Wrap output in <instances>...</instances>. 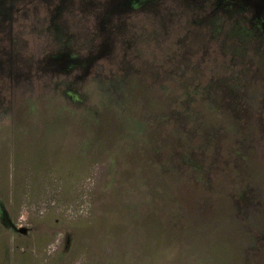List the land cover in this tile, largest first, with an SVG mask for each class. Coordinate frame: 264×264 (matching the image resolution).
I'll return each mask as SVG.
<instances>
[{
	"label": "rangeland",
	"instance_id": "obj_1",
	"mask_svg": "<svg viewBox=\"0 0 264 264\" xmlns=\"http://www.w3.org/2000/svg\"><path fill=\"white\" fill-rule=\"evenodd\" d=\"M132 2L0 0V264H264V0Z\"/></svg>",
	"mask_w": 264,
	"mask_h": 264
},
{
	"label": "water",
	"instance_id": "obj_2",
	"mask_svg": "<svg viewBox=\"0 0 264 264\" xmlns=\"http://www.w3.org/2000/svg\"><path fill=\"white\" fill-rule=\"evenodd\" d=\"M27 231H28V229H24V228H22V229L20 230V233H27Z\"/></svg>",
	"mask_w": 264,
	"mask_h": 264
},
{
	"label": "flooded vegetation",
	"instance_id": "obj_3",
	"mask_svg": "<svg viewBox=\"0 0 264 264\" xmlns=\"http://www.w3.org/2000/svg\"><path fill=\"white\" fill-rule=\"evenodd\" d=\"M127 2H129V1H127ZM136 2V1H135ZM135 2H134V0H133V2L131 3V5H134L135 4Z\"/></svg>",
	"mask_w": 264,
	"mask_h": 264
}]
</instances>
